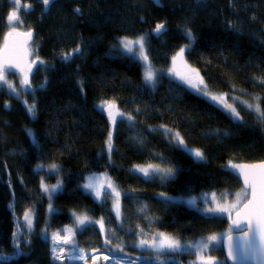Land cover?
I'll use <instances>...</instances> for the list:
<instances>
[{
    "label": "trees",
    "instance_id": "obj_1",
    "mask_svg": "<svg viewBox=\"0 0 264 264\" xmlns=\"http://www.w3.org/2000/svg\"><path fill=\"white\" fill-rule=\"evenodd\" d=\"M240 1L233 5L244 6L245 15L237 23L225 0H162L160 5L152 0H54L47 12L42 0H20L22 23H10L7 17L16 5L0 0V47L12 29H34L40 43L34 52L44 62L29 76L31 89L24 101L0 89V250L12 254L6 264H56L47 234L71 225L73 213L115 226L110 200L98 201L83 187L94 173L106 174L121 193L120 210L130 228L126 253L137 254L132 241L144 228L187 243L231 229L228 217L205 213L182 198L242 188L230 163L264 159V122L240 102L234 104L240 118L234 119L168 70L174 53L189 43L183 29H190L195 39L186 61L211 93L259 97L264 114V21H258V16L264 18V0ZM25 5L30 6L27 13ZM254 14L255 22L249 18ZM157 20L165 22L166 32L148 38L157 73L151 87L139 60L115 56L110 48L116 36L129 30L140 34L143 24ZM79 36L88 45L84 57L64 61L61 53L74 47ZM104 102H114L123 113L111 125V152L106 149L111 128ZM33 103L34 113H29ZM162 125L179 132L190 148L202 150L205 159L197 161L177 147ZM154 163L174 168L175 174L143 178L132 171L134 165ZM52 164L57 165L54 171ZM42 181L48 186L62 181L51 201ZM28 210L31 230L23 223ZM97 224L89 221L75 231L77 245L106 248ZM210 250L227 264L221 245ZM199 254L187 248L167 255L197 264Z\"/></svg>",
    "mask_w": 264,
    "mask_h": 264
},
{
    "label": "snow or ice",
    "instance_id": "obj_2",
    "mask_svg": "<svg viewBox=\"0 0 264 264\" xmlns=\"http://www.w3.org/2000/svg\"><path fill=\"white\" fill-rule=\"evenodd\" d=\"M14 4L17 6V8L20 7V0H13ZM54 0H42V3L44 5L45 10L49 9L50 6L53 4ZM158 2V0H157ZM25 12L27 13L30 10V6L25 5L23 6ZM77 12H79V9H76ZM8 21L10 23H22L20 21L19 15L17 11L13 10L10 11L7 17ZM233 26L234 25H230ZM153 33H155L157 36H162L166 32V25L164 22H160L156 24L155 28L152 30ZM22 35L26 36L29 40L33 36V32L31 30L27 31L26 33H22ZM184 35L187 37L189 43L183 45L180 47L179 51L176 52V54L172 57L173 65L175 66L176 61L179 59L181 62H183V57L186 51L191 47V42L195 39L190 29L185 28ZM27 41H25L26 43ZM115 47V46H114ZM119 47L122 50V54H129L133 56L134 58L142 61L145 71H144V80L147 84L153 85L156 82L157 79V73L155 70H153L151 61L148 55L149 46H148V35H142L138 37L135 40L128 39L127 37L121 38L119 41ZM5 51H7V45L5 46ZM82 48L80 45H77L76 48L65 52L62 54V59L64 61H68L72 56L75 54L81 53ZM27 51H25V55H27ZM44 62L37 59L33 60L30 64H28V71L23 74V77L20 81V88L23 91H28L31 88L30 80H29V74L31 73L34 65H40ZM12 67H19V64H14L12 60L5 58L3 61H0V85L7 84L9 89L15 93L17 91L16 86L6 80V73L12 68ZM195 73L196 79H193L190 75H185L181 73H175L177 76H179V79L182 83L187 84L191 89L195 90L198 94L203 95L206 99L210 100L212 103H214L217 107L222 106L224 109L228 110L232 117L234 119H239L240 114L237 111L234 104H229L227 102L228 96L227 94L221 93V94H212L208 91L207 85H205L204 80L202 77L199 76V73L196 70H192ZM170 73L175 72V67L169 69ZM233 101L235 102L238 100V97H232ZM256 100H259V97L253 98ZM244 105H246L249 109H254L256 112L260 113L261 109L259 104H250L248 101H242ZM101 107L108 112L109 120L115 124L118 117L123 116V113H120L119 110L116 108V105L114 102H104ZM35 110V103L28 105V111L29 113H34ZM139 111V110H137ZM129 120H134V117L129 115L127 117ZM261 120L264 122V114H261ZM165 128L166 134H168L171 137V140L177 147L183 148L186 150L190 155H192L197 161H203L205 159L204 153L202 150L196 148H190L186 143L184 138L180 135L179 132L172 133L170 129H167L166 126H161ZM107 147L109 152L112 151L113 145H112V133H109L108 139L106 141ZM230 163V162H229ZM230 167L235 169H240L241 174L244 176V182L246 185V188L251 189V195L252 198L248 200L246 204H244L243 208H240L239 211H236V219L232 221L233 225L241 226L242 221H245L247 223L248 232L244 234L243 245H234L233 244V238L231 236H228L227 238V259L231 260L236 264V262H242L245 260H251L254 261V264H264V162L260 163L259 165H236L231 164ZM57 168V165L52 164L49 166L50 171H54ZM258 169V171H257ZM135 171H138L140 173H143L145 177H149L153 175V173H159L161 174L163 179H167L172 177L175 174V169L172 167L168 168H160L157 165H147V166H135ZM97 178H90L87 183L83 185V187L86 190H89L90 192L95 194V197L100 200L105 198V195L107 194V189H103L102 186H98L96 182ZM62 186V181H57L56 184L48 186L45 185L42 181L41 188L44 192H47L49 194V199L51 201L52 194L58 191ZM107 188H110L112 190V193L115 197L113 202V208L116 212V216L119 219L120 218V195L121 193L117 191L116 187L112 184V182L109 180L107 183ZM161 196H165L164 193L160 194ZM240 194H237L239 198ZM222 198V197H221ZM197 198L191 197L188 200V203L195 204ZM217 197L215 193L212 194V201H216ZM238 207V203L233 204H220L216 203L215 207L206 208L203 211L209 214H215V213H224V212H231L233 210H236ZM50 211H54L52 204L50 202L49 204ZM231 218V217H230ZM77 224L83 225L88 220L87 216H78L77 218ZM24 220L27 222V227L31 229L32 227V215L31 210H28L25 212ZM101 227V231H104V223L103 221H98ZM63 231L66 233H71V229L66 228ZM14 236L17 235L16 232L13 233ZM217 235L213 234L208 237L202 238L198 241H194L191 244H187V242H182L179 239H176L171 236H167L164 233H159L158 238L154 237L151 241L149 240H140L139 246L144 247L148 246L151 249H153L157 254L161 253L163 250L167 249L171 252H175L178 250H181L183 248L191 247L193 249H196L199 255V259L201 261V264H225L224 261L217 259L213 256H204L202 253L208 251L212 246L213 242L218 241ZM53 240L54 241H60L62 240L65 244H69L72 242L71 235H65L61 237L59 233L53 234ZM19 241H17L18 243ZM108 242V241H106ZM116 250L119 252H123V247L120 245L116 246ZM53 257L57 260H63L64 256L62 253L64 252V249H59V253L57 252V249L53 247ZM79 255H76V250H74L73 255L69 256V259L73 258H79L84 259L85 254L83 250H78ZM14 252L16 254H20L19 248H14ZM11 253H6L3 250H0V264H6L9 257L11 256ZM105 259H108V257H105ZM118 264V262H117ZM129 264H134V262H129ZM162 264V262H161Z\"/></svg>",
    "mask_w": 264,
    "mask_h": 264
},
{
    "label": "rangeland",
    "instance_id": "obj_3",
    "mask_svg": "<svg viewBox=\"0 0 264 264\" xmlns=\"http://www.w3.org/2000/svg\"><path fill=\"white\" fill-rule=\"evenodd\" d=\"M225 1L227 2L228 6L230 8V13H232V16L237 17L236 22L239 23L240 18L242 17V15H245V14H242V12H244V9H243L244 6H241L240 8H238L235 5H240V2L241 1L240 0H235L236 1L235 5H233L234 0H225ZM21 9H22V6H20L19 8H17V6H16V8L13 9V10L17 11V13L20 14ZM24 14H26V13H24ZM249 18L250 19H253V21L255 22L257 16L254 14V15L250 16ZM259 18L260 17L258 16V21H262V22L264 21V18H263V20H261ZM260 26H261L260 27V30L262 31L264 29V22H263V24H260ZM239 27L242 29V26L241 25H239ZM183 30H185V28ZM129 31H131V30H129ZM129 31H127V32H129ZM127 34L128 35L126 37L128 39L131 38V40H135L133 38V37H135V34L133 32H129ZM131 35H133V36H131ZM37 41L38 40L36 39L35 43L34 44L32 43V46L30 47L31 48V50H30L31 58H33L35 56V52H34L33 46L35 48H37V47L40 46V43H37ZM77 45H80L81 48H82V52L85 53L86 50L84 48L85 47H88V45H87L86 42L85 43L82 42V40H81V38L79 36L78 37V41L74 45V47H69V48L64 49L63 52L61 53L60 57L62 58V54L63 53L68 52V51L74 49ZM178 51L179 50H177V52ZM175 54L176 53H174V55ZM36 56H38L37 53H36ZM131 57H133V56H131ZM172 57L170 59V62H171L170 69L173 68V67H175V72L170 73L169 70H168V74L170 76L172 75L173 77L177 78L180 81L179 76H177L175 74V73L178 72V73H181V74L190 75V76L193 77V79H196L195 73L192 71L193 69L194 70H196V69L192 65H190L188 63V61H186V52H185L184 57H183V62H181V60L178 59L176 61V63H175V66L173 65ZM136 60H138V59H136ZM139 62L143 66V68H142V74H144L145 67H144L142 61L139 60ZM197 72L199 73V71H197ZM199 76L201 77L200 73H199ZM21 79L22 78L20 76L18 77L15 74L14 75H9L8 72H7L6 73V80L12 82L16 86L17 91L15 93H13L9 89V87H8L7 84L0 85V89L1 88H5L6 91H9V93H11L12 95L20 96L22 98V100L24 101L26 99L25 96L27 94V91L21 90V88H20V81H21ZM204 83H205V85H207L205 81H204ZM148 85L151 86V87H154L155 86V84H154V86L153 85H150V84H148ZM207 89H208V86H207ZM208 91L209 92H212L209 89H208ZM24 94H25V96H24ZM214 94H217L218 95V94H221V93H214ZM224 94H227V96H228L227 102L229 104H235V102H240V104H242L245 108H248V107L246 105H244L243 103H241L242 101H248L250 104H253V105H255L257 103L259 104V102L257 100H254V99H251V100L246 99L245 100L244 98H241L237 94H235V95H231V94H228V93H224ZM201 96H203V95H201ZM232 97H238L239 99L234 102L233 99H232ZM220 107H222V106H220ZM224 110L226 112H229L226 109H224ZM251 110H253L256 114L258 113L254 109H251ZM258 114L261 115L262 114V111L260 113H258ZM111 125H112V122L110 121V128H111ZM110 132L112 133V128L110 129ZM107 139H108V137H107ZM106 149H108L107 144H106ZM147 165H149V164L134 165L132 167V171L138 173L140 176H142L144 178L145 177L144 174L143 173H140L138 171H135L134 170V167L135 166H147ZM151 165H157L160 168H168L166 166L164 167V166L159 165L157 163H154V164H151ZM155 175L161 176V174H159V173H153V175H151V176H155ZM151 176H149V177H151ZM90 178H97L96 182H97L98 186H102V191H103V189H107V194L105 195V198H103V199H109L110 200V202H111L110 209H111L112 216H113L112 218L114 220V223L116 222L115 226H111V225H108V224L104 223V221L102 220L103 223H104L105 230L104 231H100V232L104 235V238H105L104 239V241H105L104 242V245H105L106 248H104V249L103 248L102 249L101 248L87 249V248H82L80 245H77L76 238H75V231L77 232V231L82 230L84 228V226L89 221L98 223V221H101V220H94L93 221L92 219H90V217L87 215V213H84V212L83 213H73L74 221H73V223L71 225L64 226L61 231H52V233H48L47 234V236L50 239L51 257H52V261L53 262H56V264H73L75 262L76 263H79V264H117V262H118V264H129V262H134V264H161V262H162V264H185L184 261L178 260L175 257H172L170 255L168 256L167 254L169 253V250H167V249H165L161 253L157 254L153 249H151L148 246L140 247L139 246V241L140 240L144 239V240L151 241L154 237H157L158 238V234L159 233H163L161 231H155V230H152L151 231L150 229H145V228H144V231H142V230L140 231L139 230L138 231V234H137V237L132 241L135 245H138L137 248L139 249V251L137 252V254L135 253L134 255H131L129 253H126L125 252V248H124V244H125L124 241H125V237H126V234L125 233H127L126 231L128 229H130V228H129L127 222H126L127 219H126V217L125 218L123 217V213L121 212V210H120V213H121L120 218L118 219L117 216H116V212H115V210L113 208V202H114L115 197H114L113 194H111L112 193V190L110 188H107V183L109 181V178L104 173H102V174L94 173V174L89 175L87 177V179L85 180V183H87ZM146 178H148V177H146ZM112 184L114 185V183H112ZM213 193L214 192H208V194H201V195H199L198 197H196L197 200H196V203L194 205L195 206H198L199 205V208L203 211L206 208L215 207L216 203H220V204H233V203H238V207L236 208V210H237L238 208L241 207V204L248 197V190H246L243 187L240 188L239 190H236V191H233V192H229V193L227 191H221L219 193H215V195L217 197V200L215 202L212 201V194ZM92 194H94V193H92ZM237 194H240L239 195V198H238ZM189 198H191V197L182 198V200H184V202L188 203ZM103 199H100V200L103 201ZM191 205H193V204H191ZM234 211L235 210H233L231 212L216 213V214H219V215L221 214L224 217H228L229 218L230 214L232 212H234ZM203 212H205V211H203ZM78 216H87L88 217V220L85 222V224L78 225L77 224V219H76ZM143 217H144V215H143ZM23 223L27 227V222L24 219H23ZM97 225H98V228H99L100 227V224L98 223ZM66 228L71 229L72 230L71 233H66L65 231H63ZM100 229H101V227H100ZM139 229H141V228H139ZM29 230H31V229H29ZM230 232H231V229L226 230V231H221V232L213 233V234L217 235V237L219 238L218 241L213 242V246L214 247H217V246L221 245L222 240H223V237L226 236L227 234H229ZM54 233H59V235L61 237L65 236V235H71L72 242L69 243V244H65L62 240H60V241H54L53 240V234ZM167 236H170V235L168 234ZM106 241H108V242H106ZM132 242H130V243L133 244ZM191 243L192 242L187 243V244H191ZM117 245H120V246L123 247V252H119V251L116 250V246ZM53 247H55L57 249V252L58 253H59V249H61V248L64 249V252L62 253V255L64 256V259L63 260L54 259V257H53V251H52ZM187 248L189 250L191 249V250H194V251L197 252L196 249H193V248L187 247V246L185 248H183V249H187ZM81 249L83 250V252L85 254V258L84 259H79V258L69 259L68 258L69 256H72L73 255L74 250H76V255L78 256L79 255V251L78 250H81ZM178 251H180V250H178ZM208 251L202 253V255H204V256H209L210 255V256L215 257V255L212 253L211 250L209 252ZM199 255H201V254H199ZM199 255H197L196 260L199 258ZM105 257H108V259H105ZM196 263L197 264H201L200 259H199V261L197 260Z\"/></svg>",
    "mask_w": 264,
    "mask_h": 264
},
{
    "label": "water",
    "instance_id": "obj_4",
    "mask_svg": "<svg viewBox=\"0 0 264 264\" xmlns=\"http://www.w3.org/2000/svg\"><path fill=\"white\" fill-rule=\"evenodd\" d=\"M29 31V30H28ZM33 32L32 38L29 40L26 36L22 35V33H26L27 31L14 29L10 33H8L4 41L0 47V61H3L5 58L12 60L14 64H19V67H12L9 71H14L15 73L20 74L23 77V74L28 71V64L31 63L29 58V48L28 46L32 43V41L35 39V30L31 29ZM25 41H27L25 43ZM7 45V51H5V46ZM25 51H27V55H25ZM37 60V59H34ZM40 60V59H39ZM37 65L33 66V69L29 76L34 73L35 67ZM104 111H107L104 109ZM264 162V159L259 160L258 162H238L236 165H259L260 163ZM233 174L236 175L237 179L240 181V185H242L243 188L248 190V197L247 199L241 204L240 208H243L244 204L248 202L252 198L251 195V189L246 188L245 182H244V176L241 174L240 169L233 170ZM258 171V169H257ZM238 208L234 212H232L228 218V225L232 228L231 232L223 237L222 243H221V249L223 250V256L227 264H234L233 261L227 259V238L228 236H231L233 238V244L234 245H243L244 240V234L248 232L247 223L245 221H242L241 226L233 225L232 221L235 220L236 217V211H239ZM231 217V218H230ZM236 264H254V261L251 260H245L242 262H236Z\"/></svg>",
    "mask_w": 264,
    "mask_h": 264
},
{
    "label": "flooded vegetation",
    "instance_id": "obj_5",
    "mask_svg": "<svg viewBox=\"0 0 264 264\" xmlns=\"http://www.w3.org/2000/svg\"><path fill=\"white\" fill-rule=\"evenodd\" d=\"M156 5L157 4H161V1L162 0H158V2H157V0H152ZM79 8V7H78ZM49 9H47L46 10V12L48 11ZM79 14V13H78ZM79 15H81V14H79ZM140 18V21H142V23H144V19H143V17L142 16H140L139 17ZM160 22H162V21H160V20H157L154 24H151V23H147V24H143V26H142V33H140V34H137V35H135V37H133L134 39H137L138 37H140V36H142V35H145V34H147L148 35V38H150L151 36H154L156 39H158L159 37H161V36H157L155 33H153L152 32V30L155 28V26H156V24H158V23H160ZM165 23V22H164ZM129 32H131V31H129ZM134 33V32H133ZM128 34H124V35H121V36H116V43H115V47L114 46H111V48H110V50H113V53L115 54V56H117V54H121V55H124V56H128V54H122V50L120 49V47H119V41L121 40V38H123V37H126ZM131 36H133V35H131ZM81 37V36H80ZM82 38V37H81ZM130 38V37H129ZM131 39V38H130ZM35 41H36V38L33 40V44L35 43ZM32 46V44L29 46V58L31 59V61H33V59H37V58H39L38 56H34L33 58H31V55H30V50H31V47ZM77 47V46H76ZM75 47V48H76ZM33 48H34V50L36 49L34 46H33ZM84 54L85 53H83V52H81V53H78V54H75L74 56H72L69 60H71L70 62H72V61H74L75 60V58L77 57V58H81V57H84ZM40 65H43V64H40ZM37 66H39V65H37ZM36 66V67H37Z\"/></svg>",
    "mask_w": 264,
    "mask_h": 264
},
{
    "label": "crops",
    "instance_id": "obj_6",
    "mask_svg": "<svg viewBox=\"0 0 264 264\" xmlns=\"http://www.w3.org/2000/svg\"><path fill=\"white\" fill-rule=\"evenodd\" d=\"M44 11L46 12L45 8H44ZM14 29H19V28H14ZM14 29H12V30H14ZM12 30H11V31H12ZM19 30L28 31V30H25V29H19Z\"/></svg>",
    "mask_w": 264,
    "mask_h": 264
}]
</instances>
